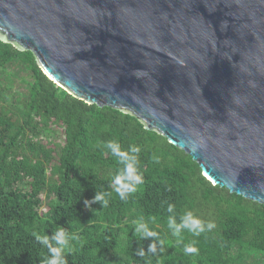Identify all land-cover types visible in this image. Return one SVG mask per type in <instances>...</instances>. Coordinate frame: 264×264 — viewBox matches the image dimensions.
Here are the masks:
<instances>
[{
  "label": "water",
  "instance_id": "obj_1",
  "mask_svg": "<svg viewBox=\"0 0 264 264\" xmlns=\"http://www.w3.org/2000/svg\"><path fill=\"white\" fill-rule=\"evenodd\" d=\"M0 41L264 205V0H0Z\"/></svg>",
  "mask_w": 264,
  "mask_h": 264
},
{
  "label": "trees",
  "instance_id": "obj_2",
  "mask_svg": "<svg viewBox=\"0 0 264 264\" xmlns=\"http://www.w3.org/2000/svg\"><path fill=\"white\" fill-rule=\"evenodd\" d=\"M14 61L31 81L20 107L12 110L0 98V264H46L49 248L59 247L52 237L60 228L76 237L63 253L67 264H264V205L213 185L189 155L136 117L72 96L31 52L0 41V68ZM49 125L63 131L55 155L34 141ZM109 141L125 152L140 148L141 183L124 199L113 183L124 165L104 147ZM42 191L53 194L46 213ZM188 212L205 230L194 235L181 227L178 241L172 232ZM208 222L215 227L207 230ZM140 224L159 239L143 228L137 234ZM45 235L47 245L37 240ZM187 245L197 252L185 253Z\"/></svg>",
  "mask_w": 264,
  "mask_h": 264
},
{
  "label": "clouds",
  "instance_id": "obj_3",
  "mask_svg": "<svg viewBox=\"0 0 264 264\" xmlns=\"http://www.w3.org/2000/svg\"><path fill=\"white\" fill-rule=\"evenodd\" d=\"M104 147L113 155L114 157L118 158L119 163L124 165L123 171L118 174L114 180L113 183L116 185L115 191L120 196L121 199L125 198V193H133L136 191V185L141 183L140 175L136 174V166L138 164L137 156L135 154H138L140 152V148L137 146H131L130 151L125 152L122 151L120 148V145L117 142L109 141L107 142ZM193 151H196V149L193 147ZM155 160L158 161V158H155ZM109 195V194H108ZM101 195L97 194L94 197V200H101ZM103 206H107V201H104ZM172 205H169L168 211L172 210ZM173 221L171 218L168 219V226L172 227ZM201 220L198 218H195L191 212L186 213L183 216V225L176 226L174 231L172 232V235L177 237L178 241L182 239L180 235V228L186 227L190 230H193L194 235H199L201 231H204L205 229L200 228ZM215 227V224L212 222L207 223V230H210ZM144 229L145 235H151L156 236L157 239H159V236L154 231H148L147 227L144 224H140L136 228V233L141 235V229ZM52 239L56 242V244L59 247H50L49 251L51 254V258L46 260V264H67V261L63 255L65 249L68 248L69 241L76 239V237L69 235V233L66 232L63 228H60L56 231L55 235L52 237ZM37 240H40L42 243L47 245L48 243V237L45 235L43 237L37 236ZM161 244L164 242L162 240H159ZM149 251L155 252V245L150 246ZM185 253L188 254H194L197 252V249L192 245H187L184 249ZM141 256L144 255L143 252L140 253Z\"/></svg>",
  "mask_w": 264,
  "mask_h": 264
},
{
  "label": "rangeland",
  "instance_id": "obj_4",
  "mask_svg": "<svg viewBox=\"0 0 264 264\" xmlns=\"http://www.w3.org/2000/svg\"><path fill=\"white\" fill-rule=\"evenodd\" d=\"M31 81L29 72L18 61L8 64L4 68H0V98L3 104L10 109L18 108L22 105L28 96L29 82ZM34 141L46 145L53 149L54 155L59 153L60 145L64 142L63 131L56 125H49L47 131L40 132ZM55 165V160L51 166ZM47 176H54L52 171L47 172ZM42 199L41 213H46L48 210L50 198L53 194L48 195L46 191L40 193ZM249 264L252 259H249Z\"/></svg>",
  "mask_w": 264,
  "mask_h": 264
}]
</instances>
